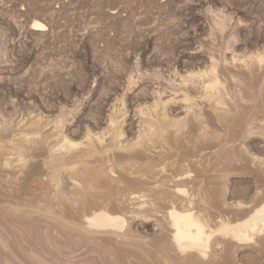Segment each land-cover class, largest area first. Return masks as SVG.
<instances>
[{"label": "rangeland", "instance_id": "374dc122", "mask_svg": "<svg viewBox=\"0 0 264 264\" xmlns=\"http://www.w3.org/2000/svg\"><path fill=\"white\" fill-rule=\"evenodd\" d=\"M62 2L0 0V264H264V0Z\"/></svg>", "mask_w": 264, "mask_h": 264}, {"label": "bare ground", "instance_id": "6f19581e", "mask_svg": "<svg viewBox=\"0 0 264 264\" xmlns=\"http://www.w3.org/2000/svg\"><path fill=\"white\" fill-rule=\"evenodd\" d=\"M57 1V0H56ZM58 2L61 4H63L64 2H62V0H58ZM108 2V1H107ZM111 3V2H110ZM64 5V4H63ZM37 6V5H36ZM48 7V6H47ZM40 8V7H39ZM46 8V7H45ZM115 8H116V6H115ZM115 8H111L109 11H108V14L107 13H105V14H107L106 16H110L112 19H121V16H120V11H118L119 9H117V11L116 10H114ZM31 10V9H30ZM36 10H38V9H36ZM43 10V9H42ZM42 10H40V11H42ZM121 10V9H120ZM29 11V10H28ZM32 11V10H31ZM35 11V10H34ZM49 11V12H48ZM24 12V11H23ZM51 13L50 12V10H48V8L44 11L43 10V13ZM107 12V11H106ZM124 12H126L125 10H124ZM42 13V12H41ZM122 13V12H121ZM52 14V13H51ZM39 16V15H38ZM108 16V17H109ZM36 17V16H35ZM48 17V16H47ZM42 18V17H41ZM110 18V19H111ZM49 20V19H48ZM48 20L47 19H43L42 21L41 20H38V18H37V20H34V22H33V24H31L32 26H30V33H33V34H38V33H45V35H46V32L48 31V26L50 25L49 23H48ZM25 26H26V24H25ZM29 27V26H28ZM50 27V26H49ZM50 32V31H49ZM43 34H41L42 36H43ZM44 37V36H43ZM147 100V99H146ZM136 118V117H135ZM131 120V119H130ZM97 124H99V123H97ZM133 124V123H132ZM135 127V126H134ZM110 134V133H109ZM103 135V134H102ZM108 136V135H107ZM102 138V137H101ZM107 138V137H106ZM109 139V138H108ZM111 139V138H110ZM92 141H93V139H92ZM107 142V141H106ZM92 143V142H91ZM97 143V142H96ZM95 144V143H94ZM88 145V144H87ZM105 145V144H104ZM93 146V145H92ZM97 146V145H96ZM93 149H94V147H93ZM100 149V148H99ZM90 152H91V150H90ZM89 152V153H90ZM92 152H94V151H92ZM71 153V152H70ZM84 153V152H83ZM95 153V152H94ZM85 154V153H84ZM70 155V154H69ZM83 155V154H82ZM75 156V155H74ZM66 157V156H65ZM64 157V158H65ZM76 157L78 158V157H80L79 155L77 156L76 155ZM76 157H74V159L76 158ZM67 158V157H66ZM65 158V159H66ZM81 158H82V156H81ZM85 158V157H84ZM71 159V158H70ZM73 159V158H72ZM69 160V159H68ZM102 214V213H101ZM105 215V214H104ZM103 215V216H104ZM174 215V214H173ZM175 215H178V213L177 214H175ZM100 216H102V215H99L98 217H100ZM179 217H182L181 216V214L180 215H178ZM253 217H251L250 219H248V221H245V224H243V225H245V227H248L247 229H249L250 228V230L252 231V233H255V232H257L259 229H261L260 228V225H258V224H261V223H264V206L261 208V209H259V210H256V212H255V214H253L252 215ZM185 217V216H184ZM103 218V217H102ZM109 218V217H108ZM176 218V221H177V216L175 217ZM106 219H107V216H106ZM112 219V218H111ZM179 219V218H178ZM183 219V218H182ZM103 219H101V222H103L102 221ZM184 220V219H183ZM108 222H109V219L107 220ZM107 221H105L104 220V222H106V224H107ZM116 221V220H115ZM179 221V220H178ZM252 221V222H251ZM254 221H256V222H254ZM111 222H113V221H111ZM99 223H100V221H99ZM110 223V222H109ZM108 223V224H109ZM177 223V222H176ZM181 223V222H180ZM179 223V224H180ZM183 223V222H182ZM251 223V224H250ZM102 224V223H101ZM100 224V225H101ZM112 224V223H111ZM178 224V223H177ZM184 224H186L187 225V223L185 222ZM182 225L181 224V226H186V225ZM263 225V224H262ZM104 226V225H103ZM109 226V225H108ZM178 226V225H177ZM180 225L178 226L179 227V229L182 231V230H184L183 231V234H186V233H188V231L186 230V227H188V226H186V227H182V228H180L181 227ZM239 228V229H237L236 230V232H235V238L237 239V240H243L244 238H246V236L247 235H250L251 234V232H250V234H247V232H249V231H246L245 229L246 228ZM259 227V228H258ZM183 228H185V229H183ZM179 231V230H178ZM186 231V232H185ZM197 231H199V228H197ZM202 231V230H201ZM200 231V232H201ZM199 232V233H200ZM179 233H180V231H179ZM179 233L177 232V234L179 235ZM198 233V234H199ZM177 234H176V236H177ZM181 234L182 233H180V236H181ZM182 234V235H183ZM192 234V233H191ZM200 234H202V232L200 233ZM188 235H189V233H188ZM187 234H186V236H188ZM193 235H195V233H193ZM204 235V234H203ZM179 236V237H180ZM185 236V235H184ZM182 237V238H184L185 239V237ZM200 236V235H199ZM221 236V235H220ZM178 237V236H177ZM179 237H178V239H179ZM189 237V236H188ZM201 238V237H200ZM203 238V237H202ZM201 238V239H202ZM189 239V240H188ZM188 239H186L187 241H190L191 242V244L192 245H195L196 246V243H197V245H198V242L201 240V239H199V237L196 235V236H190ZM203 240V239H202ZM181 242H182V239H181ZM190 242H188V243H190ZM202 242V241H201ZM180 243V242H179ZM182 246H180L179 248L181 249V250H184V249H186L188 246V244H187V242H186V246H184V243L182 242ZM200 244V243H199ZM180 245V244H179ZM189 248V247H188Z\"/></svg>", "mask_w": 264, "mask_h": 264}]
</instances>
